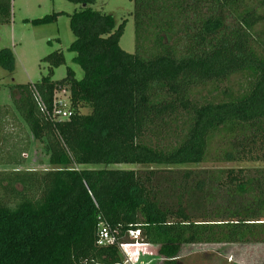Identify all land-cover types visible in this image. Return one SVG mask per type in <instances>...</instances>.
Returning <instances> with one entry per match:
<instances>
[{
  "label": "trees",
  "instance_id": "obj_1",
  "mask_svg": "<svg viewBox=\"0 0 264 264\" xmlns=\"http://www.w3.org/2000/svg\"><path fill=\"white\" fill-rule=\"evenodd\" d=\"M67 1L81 6L69 50L83 76L54 79L65 56L53 51L46 75L11 86L50 167L0 170V264H120L117 244H97L100 221L119 239L139 229L162 264H181L184 245L264 243V166L195 168L264 163V0H130L133 53L120 46L126 20ZM13 62L2 49L0 66ZM234 76L239 90L220 92ZM62 90L71 115L47 119L35 93L51 108Z\"/></svg>",
  "mask_w": 264,
  "mask_h": 264
},
{
  "label": "rangeland",
  "instance_id": "obj_2",
  "mask_svg": "<svg viewBox=\"0 0 264 264\" xmlns=\"http://www.w3.org/2000/svg\"><path fill=\"white\" fill-rule=\"evenodd\" d=\"M80 7L79 4L67 0H11V20L9 23H0V51L9 48L14 56L12 72L0 66L1 171L43 170L50 167L45 142L37 141L32 137L27 124L16 112L12 102L11 86L40 80L48 72V65L42 59L53 51H62L65 56V62L54 69V79L64 78L67 67H71L76 72L77 78L83 76L81 66L74 60L76 53L69 50L74 40L69 15ZM92 7L114 14L118 23L126 20L120 46L125 51L133 53L136 48L133 2L97 0ZM54 12H61L55 22L35 21ZM242 82L241 76H234L229 82L221 84L219 91L226 87L239 90ZM208 94L207 89L202 93L204 96ZM217 96L222 98L223 94ZM83 111L88 112V110ZM241 166L263 167L264 163L247 161L221 163L209 157L195 168ZM119 255L120 264H162L163 262L158 254L157 245L153 244L124 246L119 249ZM126 257L130 262H125ZM178 258L182 261L181 264H264V243L184 245Z\"/></svg>",
  "mask_w": 264,
  "mask_h": 264
},
{
  "label": "built area",
  "instance_id": "obj_3",
  "mask_svg": "<svg viewBox=\"0 0 264 264\" xmlns=\"http://www.w3.org/2000/svg\"><path fill=\"white\" fill-rule=\"evenodd\" d=\"M35 100L39 107L40 112L47 119H66L71 115L70 111V98L67 92L57 91L54 95L52 107L48 108L42 97L35 93ZM127 241L125 240L126 238ZM123 238H118L115 233L111 231V228L104 221H100L97 227V244L100 246H107L117 244L119 248L124 246H142L145 245L141 238V232L139 229H130ZM126 263L130 262L128 257L125 260Z\"/></svg>",
  "mask_w": 264,
  "mask_h": 264
}]
</instances>
